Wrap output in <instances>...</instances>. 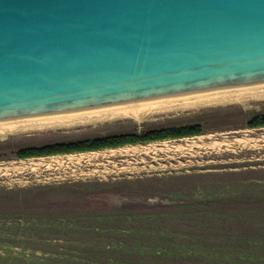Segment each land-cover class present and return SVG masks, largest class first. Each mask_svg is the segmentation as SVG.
I'll list each match as a JSON object with an SVG mask.
<instances>
[{
  "label": "rangeland",
  "instance_id": "obj_1",
  "mask_svg": "<svg viewBox=\"0 0 264 264\" xmlns=\"http://www.w3.org/2000/svg\"><path fill=\"white\" fill-rule=\"evenodd\" d=\"M228 108L242 109L245 120L233 119L231 127L214 122L204 134L176 142L190 156L158 176L82 180L73 168L77 156L85 157L79 154L0 160V264H264V127L245 125L264 116L263 100L20 132L0 141L94 138ZM21 161L50 166L20 172Z\"/></svg>",
  "mask_w": 264,
  "mask_h": 264
},
{
  "label": "water",
  "instance_id": "obj_2",
  "mask_svg": "<svg viewBox=\"0 0 264 264\" xmlns=\"http://www.w3.org/2000/svg\"><path fill=\"white\" fill-rule=\"evenodd\" d=\"M264 93V0H0V131Z\"/></svg>",
  "mask_w": 264,
  "mask_h": 264
},
{
  "label": "trees",
  "instance_id": "obj_3",
  "mask_svg": "<svg viewBox=\"0 0 264 264\" xmlns=\"http://www.w3.org/2000/svg\"><path fill=\"white\" fill-rule=\"evenodd\" d=\"M245 120V113L240 108L220 110H204L186 121H168L157 125L144 126L141 131L136 129L125 132H110L109 134L94 136V138L80 137L73 140H62L46 143L21 144L8 140L0 141V160L17 158L21 160L46 156L69 155L78 152H94V150L123 147L127 144L138 145L163 140L197 137L214 122L230 123L233 119ZM248 128L264 127V116H257L249 123ZM228 127V126H227ZM3 196H0V200ZM150 219V217H149Z\"/></svg>",
  "mask_w": 264,
  "mask_h": 264
},
{
  "label": "crops",
  "instance_id": "obj_4",
  "mask_svg": "<svg viewBox=\"0 0 264 264\" xmlns=\"http://www.w3.org/2000/svg\"><path fill=\"white\" fill-rule=\"evenodd\" d=\"M182 139H173L170 142L168 140H163L138 145L127 144L123 147L102 149V151L94 150V152H78L69 155L84 154L85 157H82V160L79 159L80 162L73 167L77 171H82H79L82 180L88 179L102 182L107 181V178L113 175H120L127 179L133 176L141 175L142 172H150L153 175L158 176L172 169L175 162L181 163L184 158L190 156V152L187 148L181 146L180 144H176V142H181ZM134 149L136 150L134 151ZM112 150H117V153L115 151H113L115 153L110 152ZM102 152H107V154H102ZM111 153L113 154L110 155ZM91 155L93 156L92 158H94V156L95 158L91 159L89 157ZM83 164L86 165V171L80 169Z\"/></svg>",
  "mask_w": 264,
  "mask_h": 264
},
{
  "label": "bare ground",
  "instance_id": "obj_5",
  "mask_svg": "<svg viewBox=\"0 0 264 264\" xmlns=\"http://www.w3.org/2000/svg\"><path fill=\"white\" fill-rule=\"evenodd\" d=\"M253 100L254 101L255 100H260V101L263 100L264 101V93H254L252 95H241V96H236V97H227V98H220V99H214V100H204V101H201V102H188V104H176V105L166 106V107H157V108H154V109H143L141 111H131V112H125V113H120V114H109L108 116H97V117H93V118L77 119V120H74V121H62V123H51V124L40 125V126H30L29 128H17V129H14V130L0 131V138L6 137L8 135H13L14 133H20V132H30V131L32 132L33 130H40L41 131V130H46V129H62V128H69V127H77L78 125H87V124L90 125V124H94L96 122H104V121H109V120H117V119L118 120L119 119L122 120V119H125V118H127V119L130 118V119H133V120L137 121V120H142L143 118H148V117L151 118L150 116H154V115H157V114H165L166 115L167 113L171 114V113H173L175 111H184V110L187 111L188 109H191V108H203L204 106H218L220 104H223V105L224 104H236V103L244 104L247 101H253ZM234 143L235 144L236 143H241L242 145L244 144V146L245 145L248 146V141H245L244 139H237L236 141H234ZM229 144H233V142H228L227 141L226 145H229ZM223 145H225V144H223ZM153 146H154V144H153ZM149 147H151V146H149ZM136 149H134V151ZM141 150H139V151L142 152ZM113 151H115V150H112L110 152H113ZM121 151H122V149H121ZM123 151H125V150H123ZM115 152H113V153H115ZM104 153L107 154V152H104ZM104 153L102 152V154H104ZM113 153H111L110 155H112ZM93 155H95V154H93ZM99 155H100V153H99ZM72 156H74V155H72ZM89 157L91 159L95 158V156H94V158H92L93 157L92 155L89 156ZM78 158L79 157L77 156V160L79 161ZM59 160H61V159H59ZM55 161H57V160H55ZM61 161H63V159ZM61 161H58V162H61ZM67 161L68 160H66L64 162H67ZM21 162H23V161H21ZM54 163H56V162H54ZM75 164H77V163H75ZM42 166L47 168V167L50 166V164L48 162L46 164L45 163H43V164H41V163L26 164L25 162H23L19 166H17L16 169L18 171H20V172H24V171L31 170V169H39ZM14 170H15V168H13V172H14Z\"/></svg>",
  "mask_w": 264,
  "mask_h": 264
},
{
  "label": "built area",
  "instance_id": "obj_6",
  "mask_svg": "<svg viewBox=\"0 0 264 264\" xmlns=\"http://www.w3.org/2000/svg\"><path fill=\"white\" fill-rule=\"evenodd\" d=\"M187 139H189V138H187ZM182 140H186V139H182ZM169 142L171 141V140H168Z\"/></svg>",
  "mask_w": 264,
  "mask_h": 264
}]
</instances>
